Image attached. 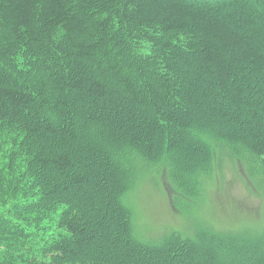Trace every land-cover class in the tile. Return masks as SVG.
Masks as SVG:
<instances>
[{
    "label": "trees",
    "instance_id": "16d2710c",
    "mask_svg": "<svg viewBox=\"0 0 264 264\" xmlns=\"http://www.w3.org/2000/svg\"><path fill=\"white\" fill-rule=\"evenodd\" d=\"M137 66L141 72L129 70ZM195 69L208 85L204 95L219 104L235 112L250 101L262 104L247 112L260 125L264 0H0V143L7 146L0 153V264H132L131 254L144 255L147 264H159L153 256L178 264L180 256L173 261L168 249L179 246L194 260L216 253L222 264H264V231L226 236L200 223L195 236L169 232L155 242L134 232L124 198L151 167L168 164L175 209L189 204L182 195L195 200L197 179L222 155L203 135L214 136L252 175H264V139L225 133L220 124L219 130L179 128L189 103L204 105L179 79ZM74 101L107 119L138 113L147 122L145 129L119 122L120 141L106 151L120 174L111 192L122 223L76 199L97 180L90 171L78 172L87 148L70 120H59ZM46 110L57 122L42 118ZM104 131L95 130L101 149L108 144ZM186 132L206 154L195 169L199 160L185 163ZM52 175L60 180L58 191L49 186ZM121 229L129 249L122 246L124 254L113 261Z\"/></svg>",
    "mask_w": 264,
    "mask_h": 264
},
{
    "label": "rangeland",
    "instance_id": "374dc122",
    "mask_svg": "<svg viewBox=\"0 0 264 264\" xmlns=\"http://www.w3.org/2000/svg\"><path fill=\"white\" fill-rule=\"evenodd\" d=\"M147 49L143 50L141 47V50L139 48L138 51L149 52ZM152 68L156 69L154 64ZM139 69L140 67L137 66L129 70L141 72ZM38 76L37 74V80ZM40 76H42V72ZM139 76H141V73H139ZM179 76V79L188 87L191 97L198 93L203 96L204 100V105L199 108H195L191 103L188 104L189 111L180 120V129L184 130L193 125L199 126L200 128L196 129V131H199L205 129L204 125H210L214 129L219 130L217 126L220 124L222 128L220 131L225 133L236 131L238 135L245 134L264 139V119L260 125H257L247 118L248 110L254 107L261 108L262 104L250 101L242 110L235 112V110L230 109L227 105L219 104V101L215 100L213 95L210 98L204 95V91H208V85L202 81L201 77L203 75L197 69L186 76ZM139 85H142V83L139 82ZM186 99L189 98L186 97ZM99 113L89 112L80 102L74 101L73 108L67 112L65 117H59V120L63 123L65 119H69L71 130L75 131L84 140L87 148L89 156L86 163L78 169V172L90 171L94 173V177L97 180V185L90 186L84 194L77 195L76 199L80 201L81 205L87 199L89 204L98 213L101 212L105 219H108V216L110 218L108 220L119 224V222L122 223V219L117 217L116 210L118 208L114 193L111 191L119 188L120 174L114 163L111 166L108 164L107 159L110 157V152L106 153V151H110L109 145L113 146L120 141L119 122L129 125L140 124L143 129H145L143 126L147 122L138 113L137 118L126 117L128 114L125 113L122 116L114 114L110 119H107L106 114L102 115V110ZM103 113H106L105 109ZM53 116L54 114L50 110H46L42 114L43 119L57 122ZM188 124L190 125L186 127ZM99 128L105 130L103 137L108 143V146L106 145L102 149L100 148L103 146L101 141L99 143L96 142L99 136H97L95 130ZM142 132H136L135 134H141ZM197 135L200 136L203 133H197ZM210 136L203 135V138L221 149L219 153H222V155L219 156L218 154L212 170L204 172L197 179L200 186L196 190L195 200H189L186 196L182 195L186 200L185 202L189 203L184 204L185 211L175 209L173 206L171 197L176 187L172 183L169 166L166 162H161L155 167H151L141 177L136 187L134 186L126 192L127 194L124 199L126 204L132 209L133 229L139 237L148 242H155L169 232H177L185 237L195 236L196 226L200 223L205 224V230H211L214 233H224L226 236L264 231V175H255L253 172L254 175H252L247 164L242 159L236 158L228 148H223L217 144L218 140L212 138L214 136ZM99 138L101 139V137ZM169 140L172 141L173 137L169 136ZM185 143L186 147L183 149L186 156L185 163L186 165L198 163L194 167L195 169L200 165L201 159L206 158V154L199 150V145L188 132H186ZM47 145V149H53L51 144L48 143ZM6 149L7 146L0 143V153L5 154ZM102 150H105V152H102ZM195 161L198 162L195 163ZM2 163V156H0V164ZM9 163L11 165L10 161ZM59 182L60 180L56 175L50 176L49 186L53 187L56 184L57 191L59 190ZM180 189L186 190L187 188L183 186ZM191 202H193L192 205L190 204ZM127 236L122 230L120 234L121 238L117 239L119 245L116 246L114 249L115 253L112 255L113 261H118V257L120 258L124 254V247L122 248V246H125V251H128L127 244L129 238ZM184 250V246H179L175 249L169 248L168 257L175 258V256L179 255L180 257L177 256L175 258L180 261L178 264H222L218 260L216 253H214L215 256H209L199 261L197 259L194 260V257L191 258L189 255H183ZM138 256L131 254L130 261L132 264H147V257L145 258L144 255ZM153 257L151 262L161 263V256Z\"/></svg>",
    "mask_w": 264,
    "mask_h": 264
}]
</instances>
